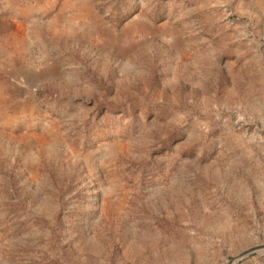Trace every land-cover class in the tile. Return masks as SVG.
Segmentation results:
<instances>
[{
  "label": "rangeland",
  "instance_id": "374dc122",
  "mask_svg": "<svg viewBox=\"0 0 264 264\" xmlns=\"http://www.w3.org/2000/svg\"><path fill=\"white\" fill-rule=\"evenodd\" d=\"M263 245L264 0H0V264Z\"/></svg>",
  "mask_w": 264,
  "mask_h": 264
},
{
  "label": "water",
  "instance_id": "95a60500",
  "mask_svg": "<svg viewBox=\"0 0 264 264\" xmlns=\"http://www.w3.org/2000/svg\"><path fill=\"white\" fill-rule=\"evenodd\" d=\"M263 248H264V245L263 246L253 247V248H250L248 250H245V251L241 252L239 255H237L236 257H234L227 264H236L239 261H241L242 259L250 256L251 254H253V253H255V252L259 251V250H262Z\"/></svg>",
  "mask_w": 264,
  "mask_h": 264
}]
</instances>
